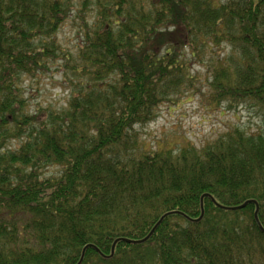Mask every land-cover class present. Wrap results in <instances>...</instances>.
Instances as JSON below:
<instances>
[{
    "label": "trees",
    "instance_id": "obj_1",
    "mask_svg": "<svg viewBox=\"0 0 264 264\" xmlns=\"http://www.w3.org/2000/svg\"><path fill=\"white\" fill-rule=\"evenodd\" d=\"M74 1L0 0V264H79L86 246L81 264H264V0H80L96 22L65 53ZM58 61L66 108L29 111L23 80ZM197 94L256 109L262 129L145 148L136 128ZM210 196L257 201L258 221Z\"/></svg>",
    "mask_w": 264,
    "mask_h": 264
},
{
    "label": "rangeland",
    "instance_id": "obj_2",
    "mask_svg": "<svg viewBox=\"0 0 264 264\" xmlns=\"http://www.w3.org/2000/svg\"><path fill=\"white\" fill-rule=\"evenodd\" d=\"M79 1H74L75 8L57 33L59 45L65 53L76 52L84 41L85 27L89 29L96 22V6L91 4L85 9L80 7ZM209 62L205 59L203 65L193 66V74L201 77L203 92H207L205 81L211 77L210 70L206 67L209 66ZM62 66V61H58L52 66L50 72L39 75L38 78L23 80L22 86L28 100L29 111L34 112L39 107L56 111L66 108L70 92L63 81ZM262 126L260 113L246 104L231 110L226 107L212 108L206 105L197 94L185 96L177 103L162 105L157 119L146 126H138L136 134L140 142L148 149L154 150L164 146L167 149L176 150L189 142L196 149L201 150L208 143L214 142L236 127L248 133H255L260 131ZM17 144L14 141L7 143L8 146ZM56 172H58L57 168L50 167L46 174L53 175Z\"/></svg>",
    "mask_w": 264,
    "mask_h": 264
},
{
    "label": "water",
    "instance_id": "obj_3",
    "mask_svg": "<svg viewBox=\"0 0 264 264\" xmlns=\"http://www.w3.org/2000/svg\"><path fill=\"white\" fill-rule=\"evenodd\" d=\"M206 196H208V195H204L203 197H202V214H201V216H200V218H198V220H196V221H201L202 219H203V217H204V209H203V200H204V198L206 197ZM210 198L212 199V201L214 202V204H216L217 206H219L220 208H223V209H227V210H232V211H236V210H242V209H245L248 205H250V204H253V205H255V218H256V220L258 221V213H259V209H260V207H259V204H258V202L257 201H255V200H249V201H246L245 203H243L242 205H240V206H236V207H226V206H222V205H220V204H218L216 201H215V199H213L211 196H210ZM173 213H178V212H173ZM173 213H167V214H165V215H163L161 218H160V220H159V222L155 225V227L153 228V230L150 232V234L146 237V238H144L143 240H128V239H118V240H116L115 242H114V244H113V248H112V253H113V251H114V249H115V246L117 245V243H119V242H121V241H123V242H125V243H129V244H141V243H145L154 233H155V231L157 230V228L160 226V224L163 222V220L166 218V217H168L169 215H171V214H173ZM260 228H261V230L262 231H264V228L262 227V226H260ZM90 246H86L85 248H84V250H83V254H82V258H81V260H80V262H79V264H81L82 262H83V258H84V255H85V252H86V250L89 248Z\"/></svg>",
    "mask_w": 264,
    "mask_h": 264
}]
</instances>
